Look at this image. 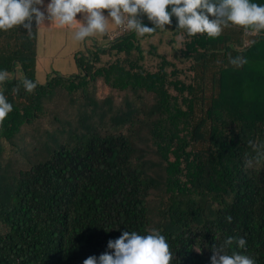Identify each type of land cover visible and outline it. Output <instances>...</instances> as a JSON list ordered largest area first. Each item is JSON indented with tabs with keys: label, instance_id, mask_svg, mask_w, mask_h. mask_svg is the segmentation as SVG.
<instances>
[{
	"label": "trees",
	"instance_id": "1",
	"mask_svg": "<svg viewBox=\"0 0 264 264\" xmlns=\"http://www.w3.org/2000/svg\"><path fill=\"white\" fill-rule=\"evenodd\" d=\"M171 19L79 55L71 77L38 75L35 17L31 36L0 31V93L13 105L0 122V264H83L112 255L122 232L152 229L170 264H211L228 235L264 264V31L189 37ZM163 35L170 58L149 41ZM99 80L122 99L96 97Z\"/></svg>",
	"mask_w": 264,
	"mask_h": 264
},
{
	"label": "clouds",
	"instance_id": "2",
	"mask_svg": "<svg viewBox=\"0 0 264 264\" xmlns=\"http://www.w3.org/2000/svg\"><path fill=\"white\" fill-rule=\"evenodd\" d=\"M42 3L43 0H0V31L22 26L29 29L31 36L33 17L38 24L43 19V13L36 6ZM103 10H107V17ZM47 11L53 23L60 27H71L74 22L78 24L73 32L75 41L103 35L109 25L122 27L143 37L157 28L165 30L164 26L172 23V17L176 18V28L183 30L189 37L205 34L209 38H216L224 29L233 26L251 29L256 33L264 31V3L253 0H50ZM140 13L153 26L142 23ZM77 14L86 15L78 22ZM229 62L240 66L246 60L237 56L230 58ZM7 77V71L0 70V84ZM22 83L27 92L37 87L34 81L27 78ZM12 110L13 105L0 93V122ZM225 220L231 223L232 217L228 215ZM108 248L113 250L112 255L103 254L98 260L89 257L83 264H170L172 260L169 243L158 229H152L144 235L136 231H124L115 241L109 240ZM246 249L247 241L243 236L228 235L221 252L211 257V264H258L255 257L247 254Z\"/></svg>",
	"mask_w": 264,
	"mask_h": 264
},
{
	"label": "crops",
	"instance_id": "3",
	"mask_svg": "<svg viewBox=\"0 0 264 264\" xmlns=\"http://www.w3.org/2000/svg\"><path fill=\"white\" fill-rule=\"evenodd\" d=\"M48 3L50 0H43V3L37 6L43 13V19L36 26V70L40 77L54 73L71 77L79 72L75 59L79 55L88 56L89 51L105 49L108 46V35L115 30V26L109 25L103 35L88 37L85 41H75L73 32L78 28V24L74 22L71 27H60L53 23L47 11ZM85 15L77 14V21H82ZM104 15L107 17V10ZM108 20L111 23L110 17ZM152 39L155 37L149 38Z\"/></svg>",
	"mask_w": 264,
	"mask_h": 264
},
{
	"label": "rangeland",
	"instance_id": "4",
	"mask_svg": "<svg viewBox=\"0 0 264 264\" xmlns=\"http://www.w3.org/2000/svg\"><path fill=\"white\" fill-rule=\"evenodd\" d=\"M164 39H165V35L162 36V40L160 39L161 40L160 42H157L155 39H152V40H149V41L154 42V43H160L162 45L160 47L161 48V50H160L161 52L160 53H162V54L165 53L164 56L165 57H169L168 56V53H167V51L169 49H168V46L166 45ZM175 39L176 40H181V38H175ZM157 40H158V38H157ZM246 42H250V41L247 40V39H245L244 40V44ZM141 45H142V47H143V49L145 51V60L143 61V65H145L146 69H148L150 71H155V69L157 67L156 65L159 64V62H160V58L158 56H156V55H150V54L147 53V51H148L147 49H148V46H149L148 45V41L143 40L141 42ZM175 45L177 46V43H175ZM178 46L176 48H179ZM171 52L172 51H170V53ZM108 59L109 58L102 57V61H101L102 63L101 64H104L105 65L106 63L111 62V60H108ZM166 70H167V72H170V68L169 67H167ZM68 77H70V76H68ZM94 90H95L96 97H98L100 99H103V98L108 97L110 95V96H113L115 98V101L116 102H119L122 99V95H123L122 93H117V92H114V91L110 90L100 80L95 83V89ZM67 104H68L67 101H65V99H63L62 101H60L58 103V106H56L55 108L53 107V109L56 112V111H58L59 108H65V106ZM66 110H69L70 111V110H72V107L66 108ZM70 116H72V115L70 114ZM43 125H45V127L47 126L46 123L43 124Z\"/></svg>",
	"mask_w": 264,
	"mask_h": 264
},
{
	"label": "built area",
	"instance_id": "5",
	"mask_svg": "<svg viewBox=\"0 0 264 264\" xmlns=\"http://www.w3.org/2000/svg\"><path fill=\"white\" fill-rule=\"evenodd\" d=\"M128 33H129V31H126L124 28L115 26V30L108 35L109 42H114L116 39L122 38L123 36L127 35ZM245 34L249 35V36H255L258 33L254 32L252 30H245ZM249 43L250 42H246L244 45L246 46Z\"/></svg>",
	"mask_w": 264,
	"mask_h": 264
}]
</instances>
